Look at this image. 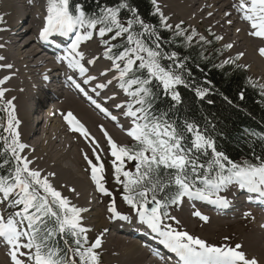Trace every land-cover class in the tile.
<instances>
[{
	"label": "snow or ice",
	"instance_id": "1",
	"mask_svg": "<svg viewBox=\"0 0 264 264\" xmlns=\"http://www.w3.org/2000/svg\"><path fill=\"white\" fill-rule=\"evenodd\" d=\"M95 3L96 11L89 12L82 3L73 5L72 0H47L39 38L46 41L53 34L74 36L65 55L56 59L60 63L67 61L69 69L78 70L80 76H86L83 80L85 85L96 77L87 75L88 69L82 63L85 54L79 51L81 43L92 40L96 34L101 38L103 55L112 61L107 71H115L117 75L113 79L118 81V87L129 98L126 104H118L117 107L126 108L124 115L132 118L131 127L127 130V135L134 141L132 146L117 144L105 132L114 157L115 178L123 186V200L135 211L139 221L160 237V243L176 254L179 264H259L255 257H249L242 243L218 246L164 221L172 220L180 224L168 209L180 204L185 197L227 207L229 201L218 193L232 184L264 197V159L257 156L258 163L249 160L235 162L223 151L217 150L214 138L197 124L184 121L180 125L169 119L167 112H157L155 102L159 99L161 88L164 95L178 104L181 95L177 86H190L179 71L184 68L183 62L179 61L176 52H166L161 47L157 27L146 22L129 0H118L115 6L102 4L100 0H95ZM151 3L161 25L171 30L172 25L167 23L168 18L157 0H151ZM233 6L241 14V19L248 23V34L264 39V0H238ZM124 10L130 15L122 17ZM3 21L4 17L0 16V23ZM176 28L179 29L180 25ZM176 34L181 33L178 31ZM186 39L191 41L192 36ZM216 39L222 37L217 36ZM259 53L264 56V47L259 49ZM243 55L239 53L235 60ZM4 59L0 56V61ZM165 61L171 63L166 64ZM233 62L231 59L224 61L225 64ZM87 63L93 64L95 59ZM2 66L12 67L11 64ZM44 78L48 79L47 76ZM8 79L10 77H4L0 85ZM68 79L76 89L87 95L81 83L72 76ZM111 83L112 80H108L107 84L98 83L96 88L103 89ZM6 91L0 88V102H3L0 107L7 113L6 126L0 124V128L9 134H0L3 141L0 145V157L3 158L0 162V206L13 211L7 215L0 211V242L7 248L10 264H100V255L96 250L102 246L104 233L89 243L87 233L90 229L82 223V213L89 209L72 204L52 185L49 176L54 173L44 176L40 170L30 167L32 161L22 155L27 145L21 142L18 130L21 122L13 103L16 98L5 99ZM195 92L203 99L208 89L197 87ZM92 103L107 114V110L95 100ZM64 119L73 131L88 135L71 111L64 115ZM85 159L91 166V179L97 190L111 196L101 182L104 165L93 163L87 156ZM126 160L135 162V172L125 170ZM122 176L124 179H121ZM108 211L114 218L129 219L116 210L114 199ZM193 215L205 222L209 219L200 211H194ZM61 241L63 247L60 246Z\"/></svg>",
	"mask_w": 264,
	"mask_h": 264
},
{
	"label": "bare ground",
	"instance_id": "2",
	"mask_svg": "<svg viewBox=\"0 0 264 264\" xmlns=\"http://www.w3.org/2000/svg\"><path fill=\"white\" fill-rule=\"evenodd\" d=\"M0 1V5L3 8L2 12H6V10H12L10 16L7 17V25L2 28L3 30H1V32H3L0 33V45L3 44V47H0V56L5 57L3 61H0V71L3 69L2 75L4 77H10V79H8L4 84L8 89L9 97L11 98V96H14L16 98L14 101L16 102L17 114L22 116L23 120V123L19 126V129L21 134L28 141V143H26L28 148L30 144H34L37 152L45 154L44 162L46 163H50L51 158L60 159L59 155H53L47 151L48 149L46 147L43 146L46 144L52 146V139H56V142L61 144L59 147L60 151L58 152H61L62 149H65L66 146L64 144V138H66V136H63L64 134H62L61 127L65 126V130L71 128L64 119L65 114H63L62 117L63 124L57 123V121H55V117L60 115L58 113L60 110L67 109L70 106H73L75 109L79 122L87 131H89L86 137L89 138L93 143L96 144L97 138H103V140L106 141L107 137L105 136V132H107L113 140V136H116L119 140H122L120 132L112 129L110 125H108L109 123L115 124V121L111 117L113 116L111 115V112L114 114V108H111V99L105 98L106 95L111 94V91L107 90V87L103 89L96 88V85L99 83V78L103 76L101 73H104V70L110 68V66H107L108 68H104L103 64L97 63L100 58L98 55L87 58L85 54V58L95 59V63L99 64L100 68H103L100 70L101 72L99 74L90 73L91 76L96 77L95 80L90 81L86 85L83 84V80L86 79V76H80L78 70L69 69L67 67V61L62 63L57 62L56 57L65 54H62V52L59 50L45 53V50L42 47V41L39 38V33L44 24L41 25V29H37L34 32L32 31V29L35 28L36 21L39 19V17L41 18L42 22H44V17L46 15V11H43V14L42 11H40L38 5L35 4L36 0H16L21 6H19L15 0ZM158 1L161 9L166 13L169 14V12L172 11L179 15L181 20L185 21L186 23L191 25L199 23L202 25L207 24L208 27L216 30L220 37H222V41H229V44L233 45V47L230 48L231 50L235 52L239 50L243 51L244 55L242 56V60L245 62H248L249 60L251 61V72L256 70L257 72H260L262 75H264V59H262V56L259 53V49L264 47V42L260 38L252 37L248 34V23L241 19V14L237 12L236 8L233 6L238 3V0ZM24 12L26 17L21 18ZM16 18L17 20L21 19L20 22H18ZM229 20L231 23H229ZM21 22H23L22 26L20 25ZM34 35H36V38ZM54 35L55 34L52 36ZM23 36L30 37L27 38L23 43H20V40ZM31 44H34V48L31 47ZM79 51H83V47H80ZM2 63L3 65L11 64L12 67H3ZM82 63L85 64L88 72L93 70L91 64L85 63V59L82 61ZM45 76H47L48 79H45ZM69 76H72L73 79H75L78 83H81L82 87H84L85 91L87 92V95L80 92L72 85V82L68 79ZM106 79H112V81H114L111 76H107ZM47 81L58 85V94L52 97V99L49 101V106L45 109L47 111V116L50 119L44 120L42 116H36L34 119H36L37 122H35L33 125H30L29 119H27L26 116L28 112L33 113L34 111L28 107V101L32 96H34L32 99L36 100L35 96L37 89L39 87L41 88L42 84L46 83ZM93 82H95L94 88L90 87ZM93 89H95V91H93ZM18 91H21V93ZM98 96H103L104 99L96 103L100 104L101 108L106 109L107 114L92 103V100L96 101V97ZM89 97H91V100ZM113 97L116 99L115 96ZM74 98L77 99V101ZM97 115L107 120L104 122V126L98 130V133L92 132V130H90V128L94 129L96 124L90 120L91 118L97 120ZM115 117L119 122V118L117 116ZM47 135L49 137H47ZM47 138L50 139L47 140ZM79 153L82 155L81 151ZM73 158L76 159L75 155ZM54 165L58 164L55 162ZM57 171L58 175L62 179L66 180L67 183L74 189H84L86 185H88L87 182L85 183L82 180L83 177L78 176L75 178V174L69 169H64L63 172L61 168H58ZM91 181L93 182L92 179ZM52 182L55 186L57 184V186L63 187L56 181L52 180ZM255 211L256 210L247 209L245 213L247 212V215H250L251 213L254 214L255 220L259 222L258 226L261 229H264V226H261L264 222V213L260 212L262 213L260 214ZM181 213L182 217H185L186 222L190 223L189 219L186 217V211L183 210ZM90 216L92 218L91 221H93L92 223L95 230L99 229L101 226L107 229L106 232L99 230L100 232H104L102 238L105 240V246L108 248V250L114 251L118 258H125L126 262L122 264H160L159 262L148 258V253L140 246V241L132 239L130 235L121 236V233H128L127 230H129V228L124 227L121 229V232H118L115 222L112 221L108 223L107 219L105 221L104 217H102L103 214L96 213L90 214ZM232 216L236 217L234 215ZM212 221L214 224H218L220 219L214 218ZM111 231L116 233H110ZM138 233L142 234V231H139ZM253 233L242 235L244 250L249 255V257H255L259 261V264H264V248L259 245L261 238L264 237V231L263 234L258 230L255 231L254 234ZM1 246H3L7 252L5 245L0 244V247ZM1 250L3 249H0V264H2V261H5L2 260L3 254Z\"/></svg>",
	"mask_w": 264,
	"mask_h": 264
},
{
	"label": "trees",
	"instance_id": "3",
	"mask_svg": "<svg viewBox=\"0 0 264 264\" xmlns=\"http://www.w3.org/2000/svg\"><path fill=\"white\" fill-rule=\"evenodd\" d=\"M100 2L115 6L118 0ZM72 3H82L89 12L96 11L95 0H72ZM129 3L146 22L157 27L161 47L166 52L178 54L179 61L184 65L179 71H182L190 85L177 86L181 95L178 104L170 96L164 95L161 88L159 99L155 102L156 111L167 112L169 119L180 125L184 121L197 124L202 131L214 138L217 150L223 151L235 162L249 160L258 163L255 159L257 156L264 159V94L255 81L250 80L247 70L235 60L225 64L220 59L221 50L213 40L209 42L204 37L195 38L181 27L174 30L163 27L149 0H129ZM128 15L127 10L122 12V17ZM178 31L180 35L176 34ZM188 36H192L191 41L186 39ZM197 87L208 89L203 99L196 95ZM2 122L0 107V124Z\"/></svg>",
	"mask_w": 264,
	"mask_h": 264
},
{
	"label": "rangeland",
	"instance_id": "4",
	"mask_svg": "<svg viewBox=\"0 0 264 264\" xmlns=\"http://www.w3.org/2000/svg\"><path fill=\"white\" fill-rule=\"evenodd\" d=\"M16 3L19 6H21L17 1H16ZM157 3L159 4L158 0H157ZM35 4L38 5V7L40 8V11H42V13H43L44 10H43V7H42V3L39 0H36ZM44 5H45V3H44ZM159 6H160V4H159ZM160 8H161V6H160ZM2 10H3V8L1 7V11ZM6 11H8V10H6ZM9 12L11 14L12 10H9ZM3 13H5V12H3ZM163 13L168 18L167 23L172 25V27H175L176 25L179 24V25H182L184 27H187L189 29L194 30L198 34V36H202L203 35V36H206V37H210V35H211L214 38H216L217 36L220 37L218 32L216 30L208 27L207 24L202 25L201 23H199L201 25H199V24L191 25L189 23H186L185 21H182L180 16L177 15L176 13L172 12V11L169 12V14L164 12V11H163ZM10 14H9V16H10ZM24 15L25 14H23L22 16H24ZM22 16H21V18H22ZM7 17H5L6 19H5L4 26L7 25ZM25 17H23V18H25ZM43 17H44V15H43ZM17 18H16V20H17ZM177 19H178V21H177ZM20 20L21 19H18L17 21L20 22ZM180 23H184V24H180ZM43 24H44V22H42L41 18L39 17V19L36 21V26H35V28L32 29V31L34 32L37 29H41V25H43ZM2 32L0 30V33H2ZM30 36H23L22 39L20 40V43H23ZM34 37L36 38V35H34ZM96 37H98L100 39V37L98 35H96ZM260 39L262 40V38H260ZM100 43H101V41H100ZM100 43H99V45H100ZM229 43H230L229 41L224 42L221 39L217 40V45L220 46V47H222V46L225 47V45H227ZM91 45H93V46H85V47H83V51L82 52H84V54H86L87 58L95 56V55H98V53L99 54L101 53V49H99V48L96 49L97 44H96L95 40H93ZM31 47L34 48V44H31ZM241 52L243 53V51H241V50L235 52V51L231 50L230 48H226L225 47V52L223 53L222 58L231 57V56H237ZM87 58H84L85 59V63H87V61L90 60V59H87ZM262 59H264V56H262ZM97 63L103 64L104 68H108L107 66H110L106 62L102 61L100 58L97 61ZM97 63L91 64V67L93 68V70L89 71L87 74H89V75H90V73L91 74L92 73L99 74L101 72L100 70L103 67L100 68L99 64H97ZM238 63L240 65H242V66L247 67V69H248L247 71H248L250 77L252 79L256 80L257 82H259L260 85H262L264 87V75H262V73H260V72H257L256 70H254L256 72H254V71L251 72V61L250 60L248 62H245L244 60H242V57H241L238 60ZM2 65H3V63H2ZM108 69L104 70V72H107V75L106 76H104V75L101 76V78H99V83L107 84L108 80L106 79V77L107 76H111V78H113V76L115 75L113 73V72H115L114 70L113 71H107ZM2 72H3V69L0 71V73H1L0 75L2 77V78L0 77L1 80L4 79V76L2 75ZM112 82H113L112 86H110L109 84L107 85V90H110L111 94L106 95L105 98H110L111 99V105H112L111 108H114V112H113L114 114H112V112H111V115L117 116L116 115L117 112L124 111V108H118L117 107L118 104H122V100H121L119 95L114 93V88L113 87L118 86V84H115V81H112ZM94 86H95V82H93L90 85V87H92V88H94ZM2 88L7 89L5 84L2 85ZM18 92L21 93V91H18ZM113 96H115L116 99H114ZM11 98H12V96H11ZM11 98L8 95V89H7V91L5 93V99H11ZM63 99H64V96H63ZM75 100L77 101V99H75ZM13 103L16 105L15 101H13ZM69 111H71L73 113V115L77 118L75 109L73 108V106H70L67 109L60 110L58 113L61 116L57 115L55 117V121H57V123H59V124H63V122H62L63 114H66ZM16 114H17V108H16ZM17 116L19 117V119L22 120V116H20L19 114H17ZM113 116H111V117H113ZM77 120H78V118H77ZM90 121H92L93 123L94 122L96 123L95 124L96 127L94 126V129L90 128V130H92V132H97L98 133V130L102 126H104V124H105L104 122L107 121V120L104 119L103 117L101 118L100 116L97 115V120L91 118ZM114 121H115V124H112V123L108 124V125H110V127L112 129L117 128L116 124H118V119L116 118ZM98 122H99V124H98ZM60 127H61V125H60ZM61 129H62V134H64L63 136H66V138H64V144L66 146L65 149H62L61 152H58V151H60L59 147L61 146V144L59 142H56V139H52V142H53L52 146H49L47 144L43 146V147H46L48 149L47 151H49L53 155H59L60 159L51 158V162L50 163L44 162L45 154L37 152L36 151L37 149H35V145L29 143L30 144L29 148H28V145L26 147V154H28V156L30 157V160L32 161V164L30 165V167H33L34 169H38V170L41 171V173H44L46 175H48L49 173H54V175H52L50 177L51 180L56 181L59 184H61L63 186L61 188L64 189V191L66 193H68V194L71 193L72 194V196L75 198L74 199L75 202H79L82 205H85L86 208L89 209V211H91L92 210V206H93L92 203H91L92 198H93L92 196L95 195V193H94V183L90 179V177H91V166L89 165L88 160L85 159V156H86L85 153H87V151H88L87 146L89 148H94V147L100 145L101 143L104 144V140H103V138H101V139L97 138L96 139V144H95L89 138H87L85 135H82L78 131H73L72 129L65 130V126L61 127ZM18 130L20 132V129H18ZM88 132L89 131H87V133ZM60 134H61V132H60ZM120 134H121V132H120ZM76 136H78L79 139H77ZM20 137L23 139V141H25V144L28 143V141L21 134V132H20ZM47 137H49V136L47 135ZM113 138H114V140L117 143L122 141V140H119L116 136L115 137L113 136ZM49 139L50 138H47V140H49ZM21 142H22V140H21ZM105 148H106V146H105ZM54 149H55V151H54ZM80 151L82 152V155L79 153ZM56 152H58V153L55 154ZM22 155H25V150L22 153ZM74 155H75L76 159L73 158ZM55 162L58 165H54ZM92 162H93V160H92ZM58 168H61L63 170V172H64V169H69V170L73 171V173L75 174V178L78 177V176L83 177L82 180L85 183L87 182L88 185H86V187L84 189H81V188L74 189V188H72L67 183L66 180L62 179L58 175V171H57ZM66 183H67V185L65 186ZM56 186H57V184H56ZM55 188L57 190H59V186L55 187ZM72 189H74L75 191H72ZM85 192H86V194H85ZM96 208L100 209V212L98 210H95L93 213L88 212L86 214L87 215L86 219L90 220L89 222L88 221L87 222L92 227H93V223H92L93 221H91L92 218H91L90 214L101 213V211H104L103 207L101 205H99ZM183 210H185V209L179 210L176 214H177V220L180 221V224L185 228V230L189 231L192 235L199 236L200 238H202V239H204L207 242L212 243V244L218 245L221 242H222L221 245H223L225 243L231 244V245H234L235 243L244 244L243 241H242V239H243L242 235L243 234H252L253 232L255 233V231H257V230L260 231L263 234V231H264V229H261L258 226L259 222L255 220V215L254 214L251 213L250 215H247L246 214L247 212L245 213L247 208H246V210H245V208H242L241 211L238 212L236 217H233V216H231V217H227V216L226 217H224V216L222 217L221 216L220 217V216H217V215L210 214L211 218L207 222V225H204V221H202L200 219H199L200 221L192 220L188 216V214H186V217H187V219H189V222H190V223H187L186 220H185V217H182V213L181 212ZM255 212L260 213L257 210ZM240 213H241V215H240ZM242 213H244V214H242ZM260 214H262V213H260ZM239 217H241V218L239 219ZM111 218L112 217L110 215V219L107 220L108 223L111 222ZM214 218L220 219V222L218 224H214L213 221H212V219H214ZM104 220L106 221L105 217H104ZM111 228H110V230H111ZM93 229H94V227H93ZM99 230H103L104 231L105 228L103 226H101L99 229H96V230L94 229L92 233L94 235L95 234H101L103 231L100 232ZM110 233L115 234L116 232H114V231L112 232L111 231ZM225 237L228 238L227 242H225ZM1 244H3V242ZM259 245L262 248H264V237L261 238V240L259 242ZM0 249H3V250H1L2 254H3L2 260H5V261H2V264H10L6 249H4L3 246H1ZM103 250H105V248H103ZM103 250H101L103 252V259L108 264H112L111 263L112 261H114L115 264H122V263L126 262L124 257L118 258L114 251H110V250H108V248H106L105 252ZM149 260H147V261H149Z\"/></svg>",
	"mask_w": 264,
	"mask_h": 264
}]
</instances>
